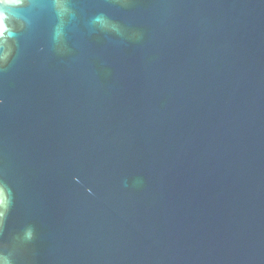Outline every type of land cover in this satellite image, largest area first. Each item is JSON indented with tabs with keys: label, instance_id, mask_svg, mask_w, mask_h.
Listing matches in <instances>:
<instances>
[{
	"label": "water",
	"instance_id": "water-1",
	"mask_svg": "<svg viewBox=\"0 0 264 264\" xmlns=\"http://www.w3.org/2000/svg\"><path fill=\"white\" fill-rule=\"evenodd\" d=\"M0 264H264V0H0Z\"/></svg>",
	"mask_w": 264,
	"mask_h": 264
}]
</instances>
